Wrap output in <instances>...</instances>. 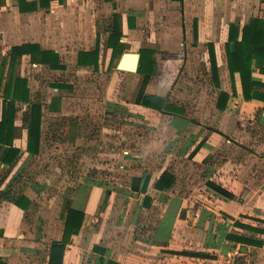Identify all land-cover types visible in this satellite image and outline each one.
<instances>
[{
    "label": "crops",
    "instance_id": "0c3cea01",
    "mask_svg": "<svg viewBox=\"0 0 264 264\" xmlns=\"http://www.w3.org/2000/svg\"><path fill=\"white\" fill-rule=\"evenodd\" d=\"M253 18L264 21V0H0V119L11 77L25 78L30 88L29 102H15L14 124L20 131L13 146L18 156L4 162L5 147L0 149V170L10 172L0 178V264H49L52 243L64 237L68 206L60 214L48 208L51 199L40 205L36 201L35 188L39 191L52 180L39 174L35 186L27 180L17 186L31 161L52 147L46 114L66 113L61 109L67 100L63 97L56 107L53 92L63 95L72 87L53 82V94L40 100L31 79L46 68L67 71L64 57L73 59L79 73L99 70L109 75L104 92L116 93L110 101H123L132 109L126 119L154 131L148 139L136 134L160 160L141 163L149 154L144 148L123 151L119 167L133 172L125 199L115 184L98 178L78 183L86 191L79 189L68 201L84 211V219L66 243L62 264H264V100L245 98L240 72L231 71L226 47L230 24L242 29ZM114 27L120 30L117 38L111 36ZM111 37L118 43L114 56ZM24 43L39 45L40 60L23 54L13 63L12 47ZM133 44H139L137 49ZM141 49H149L144 56L153 60L144 94L165 97L177 108L174 112L137 103L145 73L118 69L124 53L136 52L141 58ZM229 49L236 50L234 41ZM95 50L96 67L79 63L83 52ZM54 54L60 68L50 66ZM252 67V78L263 84L251 90L264 92V73L254 59ZM199 74L207 76L206 83L199 78L200 90L192 93L183 87V81L197 87ZM131 82H136L134 90ZM32 102H39L42 111L40 151L35 155L27 151L23 120ZM82 136L77 133L72 143ZM107 165L113 169L112 162ZM164 170L173 182L159 190L155 183ZM146 177L144 192L132 189L134 179L142 187ZM20 195L30 200L25 208L14 202ZM126 202L135 209L120 213V225L114 207ZM157 207L158 212H147ZM233 254L240 260L233 262Z\"/></svg>",
    "mask_w": 264,
    "mask_h": 264
},
{
    "label": "rangeland",
    "instance_id": "374dc122",
    "mask_svg": "<svg viewBox=\"0 0 264 264\" xmlns=\"http://www.w3.org/2000/svg\"><path fill=\"white\" fill-rule=\"evenodd\" d=\"M138 45L133 44L132 48L137 49ZM63 60L68 66L67 71L57 73L46 68L44 71L40 70L35 78L31 79L32 86L38 88V98L40 100H44V96H51L53 91L49 88L53 82H63L72 87L64 90L63 95L53 92L56 93V95H52L56 107L60 108L63 97L67 100V105L66 109H61L62 112L66 113L54 117L50 114L45 116L47 121L45 132L52 139L51 149L47 150V153L43 156L34 158L28 166V171H23L22 178L17 179V186H21L26 180L35 186L38 184L36 178L39 174L52 180L49 186L39 188V191L35 188L36 194L39 192L36 201L40 205L41 203L46 204L51 199L52 207L48 208L50 210L54 209L55 213L60 214L61 212L63 214L65 207L70 205L68 197L70 198L79 192L80 186H78V183H91L92 180H95L94 178L111 183V185L115 184L112 185L114 190L119 195L124 196L125 199L129 194L126 185L133 172L124 171L119 167L124 162L123 151L144 148L149 154L145 156L141 163L149 161H156L157 163L160 160V155L153 153L150 147H143V141L145 140L136 134L141 132L144 134L145 139H148L150 134H154V131L135 121H130L129 118L126 119L127 115L131 116L130 114L133 113L130 112L132 109H128L127 104L123 101V103L120 101H116V104H114L115 101L112 103L110 100L118 97L116 93L115 96H108L104 92L110 83L109 75L105 72L102 74L99 70H97L99 72L79 73L74 67L73 59L64 57ZM116 62L117 59L114 60V63ZM32 77L33 75H31ZM196 77L197 87L183 81V87L190 88L192 93L201 88L202 83L199 81L207 82L205 80L207 76L199 74ZM114 83L117 85L118 82ZM136 86V82H131L132 90ZM130 93H133V91ZM119 96H122V94H119ZM131 96L130 94L128 98H131ZM132 98H134V95ZM105 125L107 128H105ZM72 130L74 133H72ZM77 133L83 135V139L73 144L72 142H75L74 139ZM138 142H141L140 145H137ZM154 155L156 160L153 158ZM111 162L114 164L113 169H106L107 164ZM97 167L100 170L96 169ZM8 171L0 170V178L3 177L4 179L10 173ZM81 187L80 192L82 191L83 194L86 190L84 186ZM159 208L150 209L147 212L151 213L152 210L158 212ZM134 209L135 205H127V202L126 205L124 203L115 204L114 219L119 221L121 225L123 218L120 213L123 215L125 212ZM221 257L225 260L229 259L227 254ZM234 258L235 261L240 260L237 254H233L231 260L233 261Z\"/></svg>",
    "mask_w": 264,
    "mask_h": 264
},
{
    "label": "trees",
    "instance_id": "16d2710c",
    "mask_svg": "<svg viewBox=\"0 0 264 264\" xmlns=\"http://www.w3.org/2000/svg\"><path fill=\"white\" fill-rule=\"evenodd\" d=\"M119 36V28L114 27L111 36ZM109 45L113 49V56L118 48V43L112 41V37ZM228 41H234L236 50L232 52L229 49V42L226 44L227 47V59L228 64L232 72L239 71L243 84L244 96L246 99L253 97L262 98L264 100V92H252L253 85H262L263 83L254 80L251 73L253 72L252 61L256 62V67L259 71L264 73V21L258 18H253L248 24L242 29H239L235 24H230L228 32ZM149 49H141V58L139 63V72H144L145 77L143 84L138 92L136 102L140 103L145 107L155 108L157 110H165L174 112L177 110L175 106L166 102L165 97L155 94H144L145 85L148 82L153 60H150L144 56ZM41 49L36 43H24L12 47V61L15 63L16 59L23 54H30L32 59L35 61L40 60L39 55ZM145 52V53H144ZM55 55V54H54ZM211 61L215 63V54L211 49ZM79 63L84 65L93 64L95 67L98 64V53L97 51L83 52L79 57ZM53 68H60L56 55L50 64ZM0 75V82H1ZM218 79V75H214ZM11 83L8 85L4 92L2 118L0 119V149L5 147L1 159L4 162H12L19 153V149L13 146V140L19 130L14 124L17 109L16 101L29 102L30 101V88L27 86V80L20 76L11 77ZM1 87V86H0ZM228 96L226 93H222ZM24 126L27 128L28 140H27V151L30 154H38L40 151L41 141V122H42V111L41 104L39 102H32L29 105L28 111L23 115ZM20 131V130H19ZM148 177V176H147ZM145 179L143 186L140 187V179L136 178L133 180L132 189L137 191H145L148 184V179ZM172 174L168 170H164L161 176L155 183V187L159 190L170 188L172 185ZM222 192L226 193L224 190ZM107 193L108 190H107ZM231 195V194H229ZM147 200V197L145 198ZM18 206L25 208L29 205L30 200L25 195H20L14 201ZM84 219V211L80 208L70 207L68 205L67 217L65 223V233L61 241H55L51 245V253L49 264H62L63 255L66 243L70 240L73 233L80 229ZM115 264V263H110Z\"/></svg>",
    "mask_w": 264,
    "mask_h": 264
},
{
    "label": "water",
    "instance_id": "95a60500",
    "mask_svg": "<svg viewBox=\"0 0 264 264\" xmlns=\"http://www.w3.org/2000/svg\"><path fill=\"white\" fill-rule=\"evenodd\" d=\"M140 54L136 52H126L120 59L117 67L121 70H128L131 72L137 71L139 65Z\"/></svg>",
    "mask_w": 264,
    "mask_h": 264
}]
</instances>
